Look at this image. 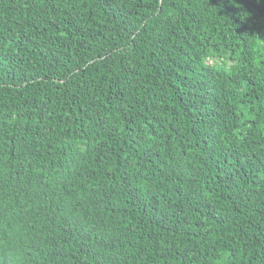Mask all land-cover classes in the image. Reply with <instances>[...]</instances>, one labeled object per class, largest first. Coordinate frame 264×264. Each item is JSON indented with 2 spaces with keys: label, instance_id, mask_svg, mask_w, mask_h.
I'll list each match as a JSON object with an SVG mask.
<instances>
[{
  "label": "trees",
  "instance_id": "16d2710c",
  "mask_svg": "<svg viewBox=\"0 0 264 264\" xmlns=\"http://www.w3.org/2000/svg\"><path fill=\"white\" fill-rule=\"evenodd\" d=\"M0 264H264V0H0Z\"/></svg>",
  "mask_w": 264,
  "mask_h": 264
}]
</instances>
